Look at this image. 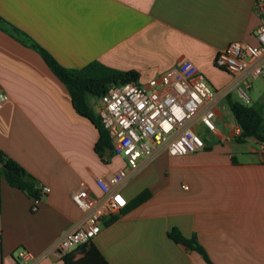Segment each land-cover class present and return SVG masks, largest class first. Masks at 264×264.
Wrapping results in <instances>:
<instances>
[{
    "label": "crops",
    "instance_id": "0c3cea01",
    "mask_svg": "<svg viewBox=\"0 0 264 264\" xmlns=\"http://www.w3.org/2000/svg\"><path fill=\"white\" fill-rule=\"evenodd\" d=\"M254 5L255 0H0V16L65 67L99 61L136 70L138 80L146 81L189 59L217 92L210 105L216 132L194 126L205 148L177 156L154 151L122 186L128 202L143 189L151 197L124 209L63 259L53 245L82 218L71 193L88 186L99 194L95 179L125 162L116 155L102 160L94 149L98 130L76 112L66 86L35 49L0 28V92L8 96L0 106V151L37 185L49 187L33 212L34 198L1 179L0 264H19L18 248L29 251L35 264H206L168 237L173 227L187 238L194 235L214 264H264V155L255 139L236 141L237 124L225 101L226 95L238 100L233 91L239 98L237 86L245 78L249 102L264 113V76L231 75L214 65L230 41L256 44ZM257 79L261 85H254ZM96 99H89L93 108Z\"/></svg>",
    "mask_w": 264,
    "mask_h": 264
},
{
    "label": "built area",
    "instance_id": "2783aa9c",
    "mask_svg": "<svg viewBox=\"0 0 264 264\" xmlns=\"http://www.w3.org/2000/svg\"><path fill=\"white\" fill-rule=\"evenodd\" d=\"M254 8L259 17L256 44L230 41L214 58V65L231 75L264 76V0H255ZM248 87L245 78L243 85L237 86L239 97L246 104L249 103L245 92ZM216 95L196 66L189 59H183L176 68L159 77L111 84L96 99L94 109L110 139L111 156H121L125 165L95 179L99 194L88 186L71 193L82 218L54 243L53 250L60 258L95 237L106 223L122 213L128 203L122 186L129 171L136 172L154 151L164 149L169 155L177 156L205 148V139L194 126L198 122L206 133L216 132L215 112L210 106ZM7 97L0 92V106ZM235 133H241L238 126ZM260 151L264 155L262 144ZM111 156L104 157L103 161L108 162ZM38 188L41 196L49 191L45 185ZM40 198H34L31 211L37 210ZM14 257L19 264H35L36 260L24 248H18Z\"/></svg>",
    "mask_w": 264,
    "mask_h": 264
},
{
    "label": "trees",
    "instance_id": "16d2710c",
    "mask_svg": "<svg viewBox=\"0 0 264 264\" xmlns=\"http://www.w3.org/2000/svg\"><path fill=\"white\" fill-rule=\"evenodd\" d=\"M7 26V27H6ZM0 28L9 32L22 43L35 49L43 58L53 74L66 86L73 107L76 112L89 119L98 130V138L94 149L101 156H111V143L106 130L101 124L95 109L89 101L90 97L98 98L106 92L111 84L137 81L139 73L136 70H120L107 66L99 61H91L80 68H68L61 65L44 47L34 41L29 35L17 27L7 23L0 16ZM226 104L241 133L237 135V142H244L253 138L264 145V113L259 112L252 105L233 100L230 95L225 96ZM0 185L4 179L10 186L21 190L32 198H40L41 193L33 178L16 161L5 157L0 151ZM151 197L148 189L138 192L125 207L130 210ZM168 237L185 248L197 252L206 264H214L205 249L197 242L194 235L187 238L178 228L173 227L167 232ZM67 255V254H66ZM66 255L63 257L65 259Z\"/></svg>",
    "mask_w": 264,
    "mask_h": 264
},
{
    "label": "rangeland",
    "instance_id": "374dc122",
    "mask_svg": "<svg viewBox=\"0 0 264 264\" xmlns=\"http://www.w3.org/2000/svg\"><path fill=\"white\" fill-rule=\"evenodd\" d=\"M261 85L262 84V82H261V80L260 79H257V80H255V83H254V85ZM260 88H261V86H259ZM246 94L248 95V96H250L251 98H252V95H251V93L250 92H248V90L246 89ZM233 95L235 96V98H237L238 100H240L241 102H245L241 97H239L238 98V96H237V93H236V91H233ZM90 99H91V101H92V97H90ZM249 105H253V103H252V101L251 102H249ZM255 144V143H254Z\"/></svg>",
    "mask_w": 264,
    "mask_h": 264
},
{
    "label": "water",
    "instance_id": "95a60500",
    "mask_svg": "<svg viewBox=\"0 0 264 264\" xmlns=\"http://www.w3.org/2000/svg\"><path fill=\"white\" fill-rule=\"evenodd\" d=\"M248 139V138H247ZM0 164H1V162H0Z\"/></svg>",
    "mask_w": 264,
    "mask_h": 264
}]
</instances>
